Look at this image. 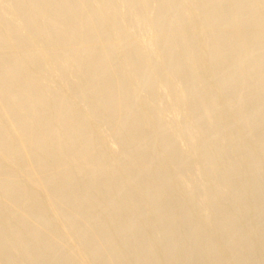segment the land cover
I'll return each mask as SVG.
<instances>
[{"label": "bare ground", "instance_id": "obj_1", "mask_svg": "<svg viewBox=\"0 0 264 264\" xmlns=\"http://www.w3.org/2000/svg\"><path fill=\"white\" fill-rule=\"evenodd\" d=\"M263 42L264 0H0V264H198L216 248L194 225L172 252L191 211L169 196L208 186L194 209L219 243L202 229L239 246L237 215L209 211L237 159L264 156L245 135L264 126Z\"/></svg>", "mask_w": 264, "mask_h": 264}, {"label": "rangeland", "instance_id": "obj_2", "mask_svg": "<svg viewBox=\"0 0 264 264\" xmlns=\"http://www.w3.org/2000/svg\"><path fill=\"white\" fill-rule=\"evenodd\" d=\"M95 5H97L98 7H104V5L102 4V3H100V2H95ZM152 7H155V4H152ZM248 28L249 26H245V28ZM263 44H264V42H263ZM235 126V127H234ZM262 126V125H261ZM256 127V129H254ZM254 128H252L251 130L253 131V132H245L246 134L245 135H247V138L249 137V136H252V134L254 133V135L256 136V135H263L264 134V126H263V128L261 129L260 127H259V129H258V125L257 126H255ZM226 128H228V130L230 131V130H235V129H237V124L236 123H231L230 124V126L228 127V125L225 127V130L224 131H226L227 129ZM231 128V129H230ZM260 131V133H258L259 131ZM241 135V138H242V141H244V139L246 138V137H244L245 135L242 133V134H240ZM239 135V136H240ZM244 138V139H243ZM239 140L238 141H240V137L238 138ZM246 140V139H245ZM177 141H180L181 142V140L180 139H176L175 141H174V144H175V146H176V148L178 149V150H181L182 149V142L181 143H179L180 145H178V143H177ZM239 143V142H238ZM240 143H241V141H240ZM256 146L255 147H249L248 146V151L250 152V154H253V152L255 153V154H258V151H259V148L258 149H256V147H259L257 144H255ZM180 147H181V149H180ZM252 149H253V151H252ZM161 150V149H160ZM256 150H258L257 152H256ZM182 151V150H181ZM249 156V157H248ZM243 157H246L247 159L249 158V160H251L250 158H252V160L249 162V161H247V160H245V158L244 159H242V156L241 157H239L237 160L238 161H236V165H237V170H235V171H232V172H230L229 174H228V178H230L231 179V186L232 187H230L229 188V192L227 191V192H224L222 195H221V197H219V199H218V202H220L219 204L218 203H215V205H213L211 208H210V211H209V214H212V212H211V209H212V211H213V215H216V213L217 214H219L220 213V209L222 208V212H224V211H226V213H227V215H224V217L225 216H227V217H229L230 215L231 216H234L235 214L237 215H235L236 217H237V221H236V227L238 228L239 227V229L241 230V232H242V234L244 235V237H245V239H244V241L239 245V246H237V247H235L232 251H230V252H224V251H222L221 249V251H219L218 249H219V247H218V249H217V243L215 242V241H218V239H219V237L220 236H218L217 238L215 237L214 238V236H215V234H211V233H215V231H214V228L215 227H213L212 226V224H215V223H212V224H206V223H201V222H203V221H201V218H200V216H198L199 214H198V210H197V212H195V209H194V204H195V201L194 200H196V199H198L197 197H201V196H203V195H205L206 193H204V192H207V193H209L210 192V189H211V187L210 186H208V188L206 187V188H204V189H201V190H198V191H201L199 194H198V191H196V193H195V197L196 198H194V199H192L191 200V203H190V201L188 202V200L187 199H184V197H183V194L182 193H180V192H177V193H173V194H171L170 196H169V201L170 202H172V203H174V201H175V203L177 204V208L179 207V208H182V209H184L185 208V210H187L188 211V213H190V211H191V213L188 215V217L189 218H186V220H185V222H184V224H180L181 225V229H182V226H183V231H179V230H181V229H179L180 228V225H178L177 224V226L175 227V231H174V237H176V238H178L179 239V241H178V239H176L177 240V243L175 242V244L172 246V252L173 253H178V252H180V251H178V250H182V249H184V247L186 246V243L187 242H185V240L187 241V238H188V232L186 231V227H188L191 231L190 232H192V226H196V228L197 229H199V230H201V234H200V236H201V239H199V242H208L209 240V243L211 244V247H213V248H216L215 250V252L214 253H212L211 254V256L209 257L208 256V258L207 257H204V258H202V259H200L199 260V263L198 264H227L228 262H229V260L231 259V255H232V253L233 252H237V251H240V253L241 252H243V253H239L237 256H236V261H239V262H244V263H246V264H264V184L263 183H260L261 181L262 182H264V168H263V166L262 165H264V163L262 164V160H263V162H264V156H262V157H259V156H250V155H246L245 154V156H243ZM261 158L262 160L260 161V159L259 158ZM255 158H257V159H255ZM230 159H232V157L231 156H227V159H224V161H223V165L224 166H229L231 163H232V161H230ZM239 159H242L244 162H242V165L240 164L241 162H240V160ZM241 160V161H242ZM254 161H255V163H254ZM247 164H246V163ZM249 162V163H248ZM243 163H245V166L246 167H248V168H246L244 165H243ZM251 163V164H250ZM202 164V163H201ZM258 166V168L257 169H251L252 168V166ZM246 168V169H248V170H246V169H244V167ZM249 166H250V169L252 170H250L249 169ZM195 167H200V163H197L196 165H195ZM243 167V168H242ZM260 167H262V168H260ZM260 169H262L261 171H263L262 173L260 172ZM243 170V172L242 173H245V175H243L242 174V177H241V175H240V172ZM247 171V172H246ZM251 171V172H250ZM255 171V172H254ZM235 173V174H234ZM250 173V174H249ZM252 173V174H251ZM254 173H255V176H254ZM248 174H249V176H251V178L250 177H248ZM234 175H235V177H234ZM257 175V176H256ZM249 178L248 179V181H251L250 183L251 184H249L250 186H252V188L250 189V186H249V188H248V181H246L247 179L246 178ZM260 177V178H259ZM238 178V179H237ZM241 178L243 179L242 181H240L241 180ZM251 179H254V180H251ZM256 179V180H255ZM258 179V180H257ZM229 180V179H228ZM243 184H245V185H243ZM236 183H237V185H236ZM254 184H259V186H262V187H260V190H259V187L256 189V187L254 188L253 187V185ZM262 184V185H261ZM239 185V186H238ZM243 186L244 187H246V189H244L243 188ZM235 189L236 190V192H237V194H236V192H235V190H233L232 191V189ZM207 189V190H206ZM247 189L249 190L250 189V191H247ZM254 189L256 190L255 192H253L254 191ZM212 190V189H211ZM252 190V191H251ZM259 190V191H258ZM232 191V192H231ZM240 191H242V193H243V195L240 193ZM251 192V193H250ZM181 194V195H179V194ZM231 193H234V194H232L231 195ZM248 193H250V194H248ZM254 193H256V195L254 196ZM246 194L247 195H249V196H246ZM173 195H175L174 197H172ZM223 195H225V197L223 196ZM236 195V196H235ZM223 196V197H222ZM239 196V197H238ZM242 196H246L245 198H243ZM236 197V198H235ZM250 197V198H249ZM175 198V199H174ZM234 199V201H233V199ZM247 198V199H246ZM260 198V199H259ZM221 199V200H220ZM231 199V203H230V200ZM239 199V201H237ZM181 200H183V201H181ZM235 200L237 201V203L235 202ZM244 200H246L247 201V203L244 201ZM250 200V201H249ZM181 202V203H180ZM251 202V203H250ZM182 203H184V205L182 204ZM187 203H190V205L192 204V206H189L188 208H187V206H185ZM227 203V204H226ZM253 204L252 206L250 205V204ZM216 204H218V205H216ZM226 204V205H225ZM227 205H229L228 207H227ZM243 205V206H242ZM225 206V207H224ZM193 207V208H192ZM234 207L236 208V210H234ZM175 209V208H173V212L175 213V214H178V211H177V213H176V211L175 210H178V209ZM190 208V209H189ZM192 209V210H191ZM230 209H232V211H236V213L234 212V214H233V212H231L230 211ZM250 209H252V210H250ZM240 210H242V216L240 215ZM238 211V212H237ZM211 212V213H210ZM231 212V213H230ZM251 212V213H250ZM196 213H197V215H196ZM200 213V212H199ZM225 213V212H224ZM225 213V214H226ZM254 213V214H253ZM180 214V213H179ZM193 214V215H192ZM259 214V215H258ZM201 215V214H200ZM180 216V215H179ZM230 216V217H231ZM239 216H241L240 218H239ZM253 217V218H252ZM195 218V219H194ZM197 218V219H196ZM250 218V219H249ZM253 220H252V219ZM189 219V220H188ZM240 219V220H239ZM256 220V221H255ZM263 220V221H262ZM189 221V222H188ZM256 223H255V222ZM193 223V224H192ZM247 223V224H246ZM187 224V225H186ZM205 224L207 225V226H205ZM254 224V225H253ZM246 225V226H245ZM257 225V226H256ZM202 226H203V228H204V226L206 227L205 229H206V231L212 226V229H210V231H208V233H210L211 235H212V237L214 238V239H216L215 241H214V239H208V238H210L211 236H208L209 234L206 232V231H204L205 229H202ZM215 226V225H214ZM209 227V228H208ZM250 229H249V228ZM258 228H260L261 229V231H260V229H258ZM179 229V230H178ZM249 229V230H248ZM149 230H151V229H149ZM256 230V231H255ZM177 231V232H176ZM214 231V232H213ZM255 233H254V232ZM148 233H149V231L147 230V231H145L144 232V235H142V242H145V241H148V240H150V239H152V237L153 236H155V231H154V229H152L151 230V233H149L150 234V236L149 237H151L152 235V237L151 238H149V237H147V235H148ZM153 233V234H152ZM176 233V234H175ZM180 233H184V235L183 234H181L180 235ZM203 233V234H202ZM206 233H207V235H206ZM248 233V234H247ZM260 233V234H259ZM147 234V235H146ZM190 234V233H189ZM190 236V235H189ZM207 236H208V238H207ZM217 236V235H216ZM223 236H225V233L223 232L222 234H221V237H223ZM257 236V237H256ZM185 237V238H184ZM211 237V238H212ZM252 237V238H251ZM149 238V239H148ZM183 238V239H182ZM185 239V240H184ZM205 239V240H204ZM181 240V241H180ZM183 240V241H182ZM263 241V242H262ZM180 242H181V245H180ZM259 242H261L260 244H259ZM156 243V242H155ZM157 243H159L158 244V246L160 247L161 245H163V241H161V240H158V242ZM156 243V244H157ZM218 243H219V241H218ZM257 243V244H256ZM254 244L256 245V246H254ZM73 245V244H72ZM72 245H69V247L67 246V248H66V250H68V251H70V250H72L74 247L72 246ZM185 245V246H184ZM72 246V247H71ZM178 246V247H177ZM180 246H181V248L182 249H180ZM258 246V247H257ZM154 247L156 248L157 246H154L153 245V249H152V253H153V256H154V258H159L160 257V255H159V252H158V250H157V248L156 249H154ZM194 248H195V250H197L199 247H200V245L198 244V245H195V246H193ZM254 247H256V248H254ZM194 248H193V250H194ZM241 249V250H240ZM258 249V250H257ZM218 250V251H217ZM249 250H250V252H249ZM256 251V252H255ZM228 253H231L230 255L228 254ZM256 254V255H255ZM225 255H226V257H225ZM230 258H229V257ZM206 259V260H205Z\"/></svg>", "mask_w": 264, "mask_h": 264}]
</instances>
